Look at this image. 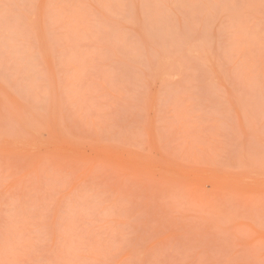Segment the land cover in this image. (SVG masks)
<instances>
[{
  "label": "rangeland",
  "instance_id": "rangeland-1",
  "mask_svg": "<svg viewBox=\"0 0 264 264\" xmlns=\"http://www.w3.org/2000/svg\"><path fill=\"white\" fill-rule=\"evenodd\" d=\"M0 264H264V0H0Z\"/></svg>",
  "mask_w": 264,
  "mask_h": 264
}]
</instances>
